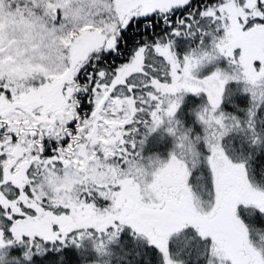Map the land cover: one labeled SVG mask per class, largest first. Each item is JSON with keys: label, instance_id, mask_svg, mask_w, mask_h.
Masks as SVG:
<instances>
[{"label": "snow or ice", "instance_id": "obj_1", "mask_svg": "<svg viewBox=\"0 0 264 264\" xmlns=\"http://www.w3.org/2000/svg\"><path fill=\"white\" fill-rule=\"evenodd\" d=\"M260 125L264 0H0V264H264Z\"/></svg>", "mask_w": 264, "mask_h": 264}, {"label": "trees", "instance_id": "obj_2", "mask_svg": "<svg viewBox=\"0 0 264 264\" xmlns=\"http://www.w3.org/2000/svg\"><path fill=\"white\" fill-rule=\"evenodd\" d=\"M260 127H264V125H260ZM226 147L231 150L232 147H235L236 149V155L247 157L250 152L253 153V156L255 157L256 152L258 151H264V146H262L260 149H257L253 151L252 149L248 148L246 146V141H244V138L242 135H237L233 139L232 145H227ZM167 144L160 147V150L162 152H166ZM250 179L253 181V183H261L264 184V175H262V169L259 166V161L255 158L253 160H250ZM197 175L202 176L203 172L201 168H198ZM193 189L197 197H207V188L205 186V183L203 180H200L193 184ZM106 254L104 255H98L92 251L91 248V242H85L84 248L82 249V254L85 257L86 264H127V257L124 256V254L116 249H113L111 247L104 250ZM175 255V254H174ZM177 259H183L187 260L189 264H196V260L194 255L188 256L187 254L182 255L180 257H177Z\"/></svg>", "mask_w": 264, "mask_h": 264}]
</instances>
